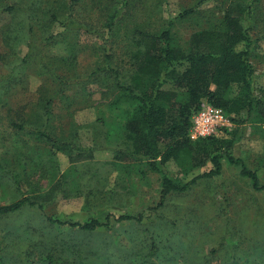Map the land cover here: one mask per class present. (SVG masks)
Returning a JSON list of instances; mask_svg holds the SVG:
<instances>
[{"label": "rangeland", "instance_id": "rangeland-1", "mask_svg": "<svg viewBox=\"0 0 264 264\" xmlns=\"http://www.w3.org/2000/svg\"><path fill=\"white\" fill-rule=\"evenodd\" d=\"M36 1L0 0V80L12 77L7 84L9 91L0 86V97L6 102L0 105V206L22 196L44 195L49 185H68L66 191L56 192L44 212L62 219L86 221L93 214L113 211L118 216L156 206L160 175L145 160L125 154L118 121L109 104L116 87L108 68L127 76L130 51L135 49L131 34L137 26L141 30L161 29L163 21L194 8L196 13L174 29L176 42L186 47L193 32L218 23L231 5L251 4L253 0H133L117 15L112 28L107 21L116 1L108 4L95 0L98 4L90 6L94 0H81L71 7L64 0L54 4L60 8V22L51 25L50 31L62 41L38 42L29 51L26 36L20 50L12 53L2 40L3 30L11 22L3 9L12 3ZM254 11L259 27H264V0ZM250 23L246 20L245 26ZM252 53L254 83L264 87V36L254 44ZM99 68L105 71L95 73ZM62 82L70 86L65 88ZM164 87L171 88L170 84ZM44 92L54 99L58 134L90 151L73 149L71 154L51 156L46 145L13 132L10 123L17 121L16 109L30 107ZM228 128L233 129L234 124ZM242 129L244 138L233 154L257 169L264 164V124L248 122ZM17 145L25 150L19 152ZM19 156L33 157L38 167H27L30 172L21 174L17 184L8 172L17 173L20 167L15 159ZM210 168L211 164L188 175L176 165L169 167L170 172L164 170L178 183H187ZM63 174L65 179L61 180ZM258 174L264 183V166ZM15 185H21V193L15 192ZM79 185H95L94 192L86 196L85 187ZM130 185L136 188L129 190ZM112 192L113 198L98 206L101 197L112 196ZM44 217L26 208L0 218V264H28L21 254L25 248L33 252L32 260L37 263L54 246L64 254L67 264L76 259L83 264H264V192L254 191L240 169L226 161L220 176L201 179L188 192L172 196L143 224L115 223L110 230L89 234L55 229ZM30 234L41 245L26 246Z\"/></svg>", "mask_w": 264, "mask_h": 264}, {"label": "trees", "instance_id": "trees-1", "mask_svg": "<svg viewBox=\"0 0 264 264\" xmlns=\"http://www.w3.org/2000/svg\"><path fill=\"white\" fill-rule=\"evenodd\" d=\"M62 1L64 0H38L32 4L20 2L4 8L3 10L11 16V22L6 25L2 34V40L9 47V51L14 53L20 50L26 36L29 37V51L38 42L62 41L50 33L51 25L60 22V8L54 4ZM68 1L71 7H74L81 0ZM114 1L116 6H112L113 14L107 21L109 28L113 27L117 15L133 2ZM105 2L112 4L113 0ZM260 3L262 0H253L251 4L237 2L231 5L218 23L193 32L186 47L176 42L174 29L184 19L196 13L194 8L163 21V26H159L161 29L141 30L137 26L131 34L135 49L130 51V71L126 73L127 76L118 69L108 68L115 76L116 87L114 99L109 104L118 121L121 134L119 138L125 146V154L145 160L149 168L160 175V198L156 206L135 213H119L118 216L113 211L104 215L93 214L86 221L62 219L48 216L44 212L56 192L66 191L68 185H49L50 188L44 195L22 196L16 201L1 205L0 218L20 213L26 208L34 209L43 214L48 225L55 229L67 228L72 232L89 234L103 229L110 230L115 223L143 224L146 217L155 215L172 196L188 192L201 179L220 176L223 161L239 168L240 175L249 180L254 191L264 192V183L258 174V169L264 164L257 169H251L244 159L233 154L234 147L244 138L242 127L246 123L264 124V87H257L254 83L256 68L252 62L253 46L264 36V27H259L260 19L254 11ZM90 4L96 6L98 2L94 0ZM0 6H3V3ZM246 20L251 22L248 27L245 26ZM110 31L113 34V30ZM256 34L259 37H255ZM99 71H105V68H99L95 73ZM11 78L9 76L7 79H1L0 86L9 91L7 84ZM78 83L72 82L73 85ZM165 84H170L171 88H165ZM61 85L65 88L70 86H67L66 82ZM48 95L49 92H44L30 107L16 109L17 121L10 123V127L15 130L13 132H18L17 135H23L37 144L46 145L51 156H57L58 152L71 154L73 149L79 152L90 151L74 145L58 134L54 124V99ZM3 104L6 105V102L0 97V105ZM204 104L221 109L234 124V128L229 130L225 127L216 136L192 141L189 136L192 117ZM0 118L2 120L1 116ZM22 148L17 145L19 152L25 150ZM15 160L19 170L17 173L9 170L8 173L12 174L15 183L20 184V175L28 174L30 170L27 167L30 166L35 170L38 163L30 156H19ZM209 164L212 168L187 183H178L168 173L171 165H176L188 175ZM64 179L65 174L61 177V180ZM79 186L85 187L86 196L94 192L95 185ZM15 187L16 193L22 192L21 185ZM132 187L130 185L128 189L136 188ZM77 190L81 193L78 187ZM114 194L115 192H112V196L109 193L101 197L102 202L97 203L98 206L108 203ZM36 238L35 235H27L26 246L35 247ZM41 240L47 241L44 238ZM39 245L41 242L37 247ZM21 254L25 255L28 264H67L64 254L55 246L52 252L41 255L37 263L32 260L33 252L28 248L22 250ZM75 261L73 264H83L79 259Z\"/></svg>", "mask_w": 264, "mask_h": 264}, {"label": "built area", "instance_id": "built-area-1", "mask_svg": "<svg viewBox=\"0 0 264 264\" xmlns=\"http://www.w3.org/2000/svg\"><path fill=\"white\" fill-rule=\"evenodd\" d=\"M231 124V121L221 109L210 104H204L192 117L189 136L192 141L216 136L222 128H228Z\"/></svg>", "mask_w": 264, "mask_h": 264}]
</instances>
